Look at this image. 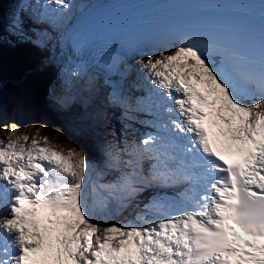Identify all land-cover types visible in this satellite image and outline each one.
<instances>
[{"label": "snow or ice", "instance_id": "obj_1", "mask_svg": "<svg viewBox=\"0 0 264 264\" xmlns=\"http://www.w3.org/2000/svg\"><path fill=\"white\" fill-rule=\"evenodd\" d=\"M23 13L10 35L47 48L51 34L30 35ZM139 63L154 88L137 110L155 132L107 144L113 180L86 192L82 152L0 140V264H264V58L187 35ZM109 103L130 118V103Z\"/></svg>", "mask_w": 264, "mask_h": 264}, {"label": "rangeland", "instance_id": "obj_2", "mask_svg": "<svg viewBox=\"0 0 264 264\" xmlns=\"http://www.w3.org/2000/svg\"><path fill=\"white\" fill-rule=\"evenodd\" d=\"M5 1L6 0H4L3 3ZM19 1H20L19 9L17 12H20L21 9H25L26 7H30L33 12L34 9L39 10V8L43 7L42 5L44 4V0H40V5H36L34 0H19ZM13 2L16 3L17 0H13ZM72 3H73L72 9L67 14H65L69 18V20L66 22H64L65 17L63 15H58L51 11V6H49L47 10L44 8L47 12H49L48 17L46 15L41 16L42 13L40 14L39 11H36L33 17V19L36 20L33 30L36 26L42 27L46 23H48V25H50L51 27H56L58 24H61L63 22L64 24L61 27H59L60 30L58 32V35L55 38L63 36L66 30L64 26L65 25L69 26L70 22L76 18V12L78 8L74 5L73 0H72ZM9 8H10V3H9ZM5 14H6V11L3 13V20H4L3 29L4 30L6 29L7 30L6 33L10 34L11 33L10 22L13 19V17L17 15V13H12V15L10 16L11 17L10 19H8L5 16ZM49 34H50V31L47 29V35L49 36ZM0 35L3 36V39L6 38L5 32L0 33ZM22 43H23L22 45H25L27 42H22ZM3 44L12 45V46L16 45L14 44V42H11V41H4ZM31 44L32 46H34V43H31ZM29 45L24 47L26 51L31 50ZM21 62H23V60L19 59L18 64L19 65L22 64ZM28 62L31 63V62H34V60H30ZM13 63L14 61L7 62L5 59V63L2 64L3 68L0 70L1 77L10 75L12 73V69L14 68L12 66ZM16 68L19 70L20 73H22L21 69L18 66H16ZM72 72L73 71L68 70V71H64L61 73L62 74L61 77L63 78V80L65 79L67 81H70V84L61 83L60 85L58 84L54 87V80H53L51 82L52 86L49 85V87L46 88L45 86L46 82L44 81V76L42 72L41 75L39 74L37 75L43 77V82H40L38 78L35 77L37 78L35 85H36V90L38 91L37 95L45 94V97L46 96H51V97L56 96V95H52L49 93L50 91L53 92V88H54L55 93L59 94V98L61 100L67 101L68 104H66V106L69 104H72L70 114H73V116L69 117L68 114H64L60 112V110L57 109L56 104L51 105V108H52L51 111H45L47 114L50 113V115L49 116L47 115L46 118H44V121H42L43 119L40 120V117L42 116V113L40 110L35 111L36 115L34 113L29 114V111L23 114L26 117V119H29V117L31 116H33V118L35 119L34 123L32 124L34 128L33 133H32V135H34L33 138L35 139L38 138V140H41L43 137H47L51 145L55 146L57 150L64 151L65 153L68 150H73L77 153L82 152L84 154L87 161L89 162V172L85 180V189H87L88 186L91 187L96 182H101V183L108 182V181L113 180L116 176L111 178L110 180V177L108 176L109 171L104 161L105 158L102 155V151H101V139H102L101 137L106 136V133H103L100 131L98 132L96 130L97 124H99V126L100 124H103L104 126H106V123L103 121L100 122L96 114L95 115L90 114V111L92 110V108L96 107L95 100L93 97L90 99V91H88V89L84 85L83 75L80 74L79 77H73L71 75ZM141 72H142L141 80L140 81L137 80L136 82V89L139 86V88L137 89L139 91V94L137 93V94L132 95L131 94L132 91L129 94L130 95L129 99L132 100V106H133V101H134V106L136 104L138 106H142L145 100H142L140 97H142V94H145L147 98L148 96L151 95L150 90L153 89V85L150 82L151 78L148 76L146 72L142 70ZM125 80H126L127 86H129L128 81L132 82L133 84V74L130 73V75L127 78L125 77ZM145 80L146 82H144ZM4 88L5 86H3L2 81H0V93L2 90V93L0 94V99L6 100V103L9 104L8 106L9 109L7 110V114L10 116L7 119L0 117V140H4L5 142H7L8 138H12L13 140L18 139L15 133L16 129H13L12 127V122H13V117H14L13 107H14V103L16 102L20 104V102L23 101L24 97L21 93L17 94L13 92L12 90H9L8 88H5V89ZM108 95H109V91L107 89L106 100H108V97H107ZM135 96H137V99ZM27 97L28 95L26 96V98ZM30 99L33 101L32 97ZM39 105H37V107L41 109L40 108L41 105L40 107ZM43 107L47 109L45 103H43ZM137 108L138 107H136V109ZM112 110H113L112 108L108 109L109 112H112ZM0 111L5 114L4 109H1ZM137 111H138V114L132 116L134 120L151 121V118L144 116V113H145L144 111L142 110H137ZM21 117H22V114H21ZM21 123H24V120ZM123 123H122V127L124 131V125H126L127 122L124 124ZM129 129L130 128H128V130ZM129 133H133L132 130H129ZM111 140H112V137H111ZM19 146L20 145H18L17 147ZM28 146H30V143L24 145V147H28ZM40 146L44 147L45 145L41 143ZM95 176H96V180H95Z\"/></svg>", "mask_w": 264, "mask_h": 264}, {"label": "bare ground", "instance_id": "obj_3", "mask_svg": "<svg viewBox=\"0 0 264 264\" xmlns=\"http://www.w3.org/2000/svg\"><path fill=\"white\" fill-rule=\"evenodd\" d=\"M83 2H81V3H78L77 4V12H76V18L74 19V20H72L71 22H70V24H69V28H68V31H67V33H66V36H65V41H64V43H65V45L66 46H73V48H75V46L71 43V40H70V38H69V36H70V34L72 33V31L74 30V28L76 27V25L82 20V18L87 14V12H88V10L90 9V6H88V5H86L85 3L87 2V1H91V0H82ZM147 3H148V6L149 5H151V2L149 1V0H147ZM29 4V3H28ZM27 5V4H26ZM25 5V6H26ZM126 8L128 9V11L131 13L132 11H134V7L132 6V1L131 0H129L128 2H127V4H126ZM41 11H42V13L44 14V15H46L47 17H48V15H49V12H47L45 9H44V7H41ZM50 11V10H49ZM9 12V11H8ZM23 14H26V15H28L29 17H31V18H33V15H34V13L32 12V10H31V8L30 7H26L25 9H24V13ZM53 14V13H52ZM64 17H65V21L64 22H66V21H68L69 20V18L67 17V15H63ZM51 17V16H50ZM203 18L202 17H200V18H198L197 19V21H203L202 20ZM49 22V21H48ZM64 23L62 22L61 24H58L56 27H51L50 25H48V23H46V24H44L42 27H38V26H36L35 28L37 29V31H38V36L39 37H41V39H45V38H47L48 37V35H47V29L50 31V34H51V37H52V39H54L55 38V36L56 35H58V32H59V30H60V28L59 27H61L62 25H63ZM67 26L68 25H65L64 26V28H67ZM47 28V29H46ZM43 30V31H42ZM62 32V31H61ZM176 32L181 36V37H184V31L182 30V29H177L176 30ZM62 38V36H60L59 37V40ZM51 39V40H52ZM53 42V41H52ZM51 41H50V43L49 44H51L52 43ZM34 43V42H33ZM15 44V43H14ZM48 44V45H49ZM27 45H29V43H27ZM32 46V44L30 43V45H29V47H31ZM34 46H36V44L34 43ZM37 47V46H36ZM41 49H38L40 52H36V51H31L30 52V54H31V60H34V62H31V63H29V66H28V68H29V70H30V74H29V77L31 78V80L34 82V84H35V82L37 81V78H38V80L40 81V82H43V77H41V76H39V75H41V73L43 72V76H44V81L46 82V88L47 87H49V85L50 86H52V81L53 80H55V67H53L52 66V64H50L49 62H47L46 60H45V53H46V50H47V48H42V47H40ZM12 49H14V50H16L17 51V53L19 54V59H22L23 60V58H24V55H25V53L28 51H26V49L25 48H20L19 46H17V45H14V46H12ZM24 49V50H23ZM47 54H49L48 52H47ZM40 60H41V63L44 65V69L42 70V71H40L39 69H35V70H33V68L37 65V64H39V62H40ZM22 63V62H21ZM8 64V63H7ZM9 64H11V63H9ZM21 65V64H20ZM19 71V70H18ZM22 71V70H21ZM37 74H39V75H37ZM35 77H37V78H35ZM62 78V77H61ZM137 79L140 81L141 80V75H137ZM23 80H25V81H28L29 83H30V85H31V87H32V84H31V82H30V80H28L27 78H24ZM144 82H146V80L144 81ZM87 83H88V87H89V91H90V99L92 98V95L95 93V90H97V86H96V83L95 82H89V81H87ZM139 83V82H138ZM85 84V83H84ZM147 84V83H146ZM139 87V86H138ZM147 87V86H146ZM98 88L100 89V97L98 98V99H96L95 100V103H96V105L97 106H105V104H106V93H107V89H106V86L102 83V82H100L99 83V85H98ZM153 88H154V85H153ZM1 93H2V90H1ZM0 93V94H1ZM38 94V91L36 90V85H35V89H33L32 88V90H31V92L29 91H26L25 92V97L28 95V99H30L31 97H32V99H33V102H27V101H24L22 104H19V103H14V108H15V110H18V118H16L17 119V122L19 121L20 122V126L17 128V130H29V128L31 127V126H33V125H29V126H23L22 124L23 123H21L24 119H23V117H21V114H22V111L24 110V109H26V106H27V108H28V111H29V114H31V113H34L35 115H36V113H35V111H37V110H40L41 111V113H42V109L44 108L43 107V103H45L46 104V107H47V109H43V110H45V111H51L52 110V108H51V105H53V104H55V103H53L52 101H51V99L48 97V96H46L45 97V94L44 95H37ZM89 94V93H88ZM8 97H10V96H8ZM142 100H145L146 99V95L145 94H142V97H140ZM90 103H92V102H90ZM126 103H130L131 104V106H132V100L131 99H128L127 100V102ZM0 104H1V109H4V111H5V114L7 113V110H8V106H9V104L8 103H6V100H4L2 103L0 102ZM41 105V107H40V105ZM37 105H39V107L41 108V109H39L38 107H37ZM145 112V111H144ZM136 114H138V112L133 108V106H132V110H131V113H130V118H128V119H123V121H125V120H128V121H133V119H132V116H134V115H136ZM139 114H140V112H139ZM48 116L50 115V113H48L47 114ZM92 115H95L94 113L92 114ZM144 116H146V117H149V118H154V116H151V115H148L146 112L144 113ZM30 118H33V116H31V117H29V119ZM34 119V118H33ZM141 121V120H140ZM24 122H26V121H24ZM126 123V122H124V123H126V125H124V132L126 133V135L124 134V133H120V136H122V138L119 140V136H118V133H117V143H123L124 141H125V139H129V142L131 143L133 140H132V137H131V135H132V133H129V130H132V132L135 130V127H134V123ZM142 122V121H141ZM123 123V124H124ZM22 126V127H21ZM147 127H149V125H147ZM98 128H99V124H97V127H96V130L99 132V130H98ZM128 128H130L129 130H128ZM30 132H31V130H30ZM23 136H24V132H23ZM86 190V192H88V191H90L91 190V187L89 186L87 189H85ZM114 223H117V224H120V225H122V223L120 222V221H118V218L116 217V219H115V221H114Z\"/></svg>", "mask_w": 264, "mask_h": 264}, {"label": "water", "instance_id": "obj_4", "mask_svg": "<svg viewBox=\"0 0 264 264\" xmlns=\"http://www.w3.org/2000/svg\"><path fill=\"white\" fill-rule=\"evenodd\" d=\"M6 61H7V62L14 61L13 65H12L13 67L18 66L20 69L22 68V64H21V65L18 64L19 61L17 60V58L6 59ZM22 76H23V78L25 77L23 74H22ZM21 81H22V80H21ZM22 82H23V81H22ZM23 87H24V91H25V92L29 90V87H28L26 84H25ZM13 92H15V93H17V94L21 93L19 90H15V91H13Z\"/></svg>", "mask_w": 264, "mask_h": 264}, {"label": "trees", "instance_id": "obj_5", "mask_svg": "<svg viewBox=\"0 0 264 264\" xmlns=\"http://www.w3.org/2000/svg\"><path fill=\"white\" fill-rule=\"evenodd\" d=\"M10 14H11V12H8V13H7V15H10ZM2 18H3V17H2ZM2 32H4V30L2 29V27H0V33H2ZM12 39H13V38H12ZM1 69H2V68L0 67V70H1ZM7 88H8L9 90H11L10 87H7ZM117 133H118V136L120 137V138H119V140H120V139L122 138V136H120V133H122V132H120V131L117 130ZM101 170H102V169H101ZM101 170H100V171H101ZM100 171H99V172H100Z\"/></svg>", "mask_w": 264, "mask_h": 264}, {"label": "clouds", "instance_id": "obj_6", "mask_svg": "<svg viewBox=\"0 0 264 264\" xmlns=\"http://www.w3.org/2000/svg\"><path fill=\"white\" fill-rule=\"evenodd\" d=\"M7 59V58H6ZM5 61V60H4Z\"/></svg>", "mask_w": 264, "mask_h": 264}]
</instances>
